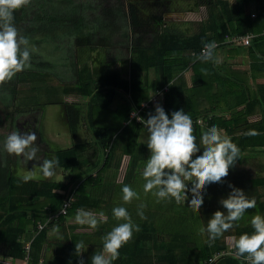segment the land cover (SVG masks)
<instances>
[{
  "label": "trees",
  "instance_id": "obj_1",
  "mask_svg": "<svg viewBox=\"0 0 264 264\" xmlns=\"http://www.w3.org/2000/svg\"><path fill=\"white\" fill-rule=\"evenodd\" d=\"M157 1L159 0L106 2L97 0L88 5V8L93 9V14L101 11L95 14L92 21L82 15L79 18L77 15L71 17L73 20L71 19L70 25L75 30L71 38L75 45L84 48L88 46L90 51L95 48L100 50L104 46L107 57L110 54L108 59L110 58L111 62L104 63L100 71H94L86 60L76 62L74 57L72 60H64L63 56L58 60L62 61V70L69 68L68 70L62 73L57 71L54 66L58 60L49 64L53 72L60 75L58 82H62V86L57 85L59 91L56 86L45 84V81H48V66L44 67L43 64L38 63L35 66L30 63V67L17 72L10 80L0 82V104L9 107L16 96L19 98L16 105L20 104L13 112L8 111L10 115H5L8 121L5 128L8 131L5 135H0V258L4 259L3 261L6 259L12 262L22 261L25 255L24 242L30 241L29 253L32 259L37 261L41 252L44 258L41 264H79L80 260H83L84 264H91V256L103 250V238L113 228L111 225L123 222L122 219L117 220L112 215V208L120 205L129 211L132 220L139 224L140 230L133 232L132 238L121 246L119 257L112 264H155L156 262L200 264V261L208 255L222 249L217 243V238L211 243L207 240L201 248L191 241L179 248L172 241L160 243L154 246L156 254L147 244L151 239L155 240V237L166 228L175 225L177 220H193L199 215L197 214L199 210L192 208L187 201L183 204L186 211L176 209L178 204L174 197L158 201L151 192H144L142 175V179L139 180L142 166L144 167L148 158L146 155L148 148L140 140L144 125L130 118V114L141 102L148 99L149 88L153 86L160 89L156 95L159 97L167 87L161 106L169 115L177 109H184L189 113L193 118V131L198 141L201 131L212 124L218 129H224L227 134L231 133L230 120H223L226 125L220 127L213 115V111L220 108L224 102V99H220L222 94L220 89L217 90V94L211 93L213 80L216 79L213 58H196L206 40L215 39L217 45L218 40L207 34V31L190 37H179L174 32L169 35L160 32V27L165 21L163 19L165 7L170 2L162 0L161 3H157ZM49 3L48 0H32L31 7L24 4L13 10L12 23L20 35L31 39L36 33L42 32L44 28L41 25L42 17L49 16L52 11ZM200 3L208 5L213 3V0H195L193 5L197 6ZM83 9L87 8L82 7L81 11ZM85 26L86 30L83 29ZM54 32L51 30L48 34ZM226 41L242 44L237 41ZM48 48L52 49V46L46 45L43 50L49 51ZM193 51H198L195 58L191 55ZM119 52L122 58L120 60L127 65L126 78L122 75L123 63L121 64L117 59ZM51 54L53 55L54 51ZM189 65L190 85L186 86L183 82L185 81L183 71ZM200 68L203 70L200 71ZM150 73L154 76L152 81L149 78ZM30 81L33 85L29 83ZM163 87L165 88L162 90ZM59 92L75 93L86 98L81 110H78L75 104L64 103L62 106L72 145L67 142V147H41L43 157H55L58 160L55 171L65 175L66 180L56 182L52 178H43L37 182L30 180L24 182L15 173L17 155L9 154L3 148L4 138L11 131L19 130L15 120L23 110H28L26 107L32 105L26 98L29 94L31 97L28 99L34 100V105L39 103V95L45 98L43 102L45 106L61 105L63 100L59 99L61 97ZM204 92H209L212 99H201L204 97ZM34 107H37L36 110L42 108ZM154 108L155 106H152L150 112L139 111V116L146 119L149 113H154ZM2 109L6 111V108ZM81 115L92 133L93 143H89L85 138H81V142L77 140L79 139L77 124ZM101 118L102 120L99 121ZM198 118H203L206 124L197 122ZM39 124H34L33 127L30 124L29 128V131L37 133L35 143L53 144L54 142L46 136L45 126ZM236 140L239 141L237 145L240 155L245 146L242 141L243 136ZM122 156H128L126 170L123 180L115 182L113 178L120 166ZM83 166L87 168L86 173L75 172L78 167ZM124 184L135 189L139 198L124 202L121 199V187ZM211 185H214L215 191H220L224 185H228V180L222 178L221 182L209 183L207 186ZM65 199H70L72 202L66 213H59L49 220V216H54V213L60 211ZM141 203L144 205L142 209L144 219L137 215V208ZM79 208L94 213L103 210L107 220L98 224L91 232H75V224L68 225L67 220ZM217 208L220 209L219 206ZM201 212L206 221L213 213L209 209ZM192 213L196 214L192 215ZM187 215L189 217H186ZM170 220H173V223ZM39 223L43 225L40 229L37 228ZM153 223H157V226H152ZM178 225L172 230L175 233L173 239L176 241V234L179 236L176 230ZM28 226H31L30 231ZM48 231H60V233L47 238ZM81 242L86 248L77 250L75 245ZM48 244H53L52 256H46ZM83 250L85 251L82 252ZM179 254H182V258Z\"/></svg>",
  "mask_w": 264,
  "mask_h": 264
},
{
  "label": "clouds",
  "instance_id": "obj_2",
  "mask_svg": "<svg viewBox=\"0 0 264 264\" xmlns=\"http://www.w3.org/2000/svg\"><path fill=\"white\" fill-rule=\"evenodd\" d=\"M27 3L28 0H0V82L10 80L17 72L31 66L30 55L36 51L35 45L30 44L27 37L20 35L12 23L13 10ZM216 47L215 39L206 40L196 58L212 57L215 62H220L222 58L214 52ZM131 115L145 125L147 130V139L143 142L150 154L141 173L144 192H151L158 201L174 197L177 201L185 203L187 198L188 204L198 211L204 202L206 186L209 183L221 182L222 178L227 176L229 168L234 165L240 151L238 145L215 124L203 129L198 141L193 131V118L184 109H177L169 115L157 104L154 113H149L146 119L135 111L131 112ZM245 134L258 133L255 129H248ZM36 139L34 131L22 132L15 129L8 133L3 141L4 150L20 157L23 164L29 160L39 161L30 170L20 173L24 182L35 179L37 173L50 177L58 165L55 157L42 158L38 155L40 149L35 143ZM228 186L231 191L219 200L223 210H215L208 217L206 226L199 229L201 233H207L209 243L231 229L234 222L244 217L247 209L256 206L255 198H250L242 188L231 183ZM189 190L191 195H188ZM121 192V199L126 203L133 198H139L137 191L128 184L122 185ZM143 207L141 203L137 208V215L141 219L145 218ZM112 215L123 222L116 224L105 234L103 250L91 256V264H112L119 257L121 246L132 238L133 232L140 230L139 224L132 220L123 205L113 207ZM75 220L96 228L98 224L105 223L107 217L103 210L94 213L79 208ZM250 223L253 228L251 233L244 232L238 237L230 238L235 249L234 255L245 256L250 264H264V215H253ZM75 248L85 249L86 246L81 242L76 244ZM29 252L30 247V259ZM215 259L216 257L210 258L209 264ZM23 261L24 258L20 264ZM79 264H84V261L80 260Z\"/></svg>",
  "mask_w": 264,
  "mask_h": 264
},
{
  "label": "crops",
  "instance_id": "obj_3",
  "mask_svg": "<svg viewBox=\"0 0 264 264\" xmlns=\"http://www.w3.org/2000/svg\"><path fill=\"white\" fill-rule=\"evenodd\" d=\"M48 1L50 2L49 4H53L51 8L52 11L49 16L42 17L43 21L41 25L46 27L49 21L53 19L51 21L52 23H56H53L55 27L61 28L64 18L56 15L59 11L56 10L55 1ZM103 1L106 2L108 0ZM160 1L162 0L157 1V3H161ZM194 1L195 0H168L170 3H167L165 7L166 12L163 15L165 21L160 27V32L167 33V35L174 32L179 37H190L199 32L207 31V34L218 40L217 42L219 44L216 49H214V52L222 59L220 62H215L213 59L216 79L213 80L211 93L217 94V90L220 89L222 93L220 99H224V102L220 108L218 107L213 111V115L216 119V123L220 127L226 125L222 122L223 120H230L231 133L227 134L224 132V129H219L223 134L229 135L236 144L239 143L236 139L243 136L242 141L245 143L242 153L238 155L234 165L229 168L227 176L223 177V179L228 180V185L231 183L235 187L242 188L250 198H255L256 200L255 208L247 209L241 220L234 222L231 229L224 232L220 239L217 238V243L222 246V249L220 248L221 250L227 249L228 251H235L233 242L230 238L234 236L238 237L244 232L251 233L253 231L250 223L251 217L257 213L264 215V0H213V3L208 5L200 3L197 6L193 5ZM86 14L87 13H81V11L78 14L74 12V16L77 15L78 18L80 15L85 18ZM50 25L52 26V24ZM54 31V33L58 34L56 30ZM225 35L226 37L224 38ZM239 35H249V44L243 45L226 41L230 40V37ZM77 47L78 45H76V48ZM191 55L195 58L193 52H191ZM189 68L190 65L183 71V75L185 72V81L183 82L186 86L190 85L191 72L188 71ZM199 70L202 71L203 69L200 68ZM151 77L154 78L153 73L149 74V78ZM150 81H152V79H150ZM164 88L165 87H163L162 90ZM166 89L167 87L162 91L158 100L154 102L155 106L157 104H162ZM155 90L159 92L160 89L156 88L154 91ZM203 94L204 97L201 99H212L209 92H204ZM202 117L205 118L206 116ZM101 120L102 118L99 121ZM248 129H255L258 134L246 135L245 132ZM37 145L41 152V147L45 146V148H49L50 146L52 147L53 144L49 145L45 143ZM36 163H39V161H27L25 165H23L25 168L24 171L27 169L30 170ZM80 169L83 173L87 171V168L84 166ZM15 173L20 177L19 172ZM46 178L47 177H45V179ZM42 179L43 178H35L30 181L37 182ZM49 179H51V177H49ZM228 185H224L223 189H220V191H215L214 185L209 187L206 186L204 202L200 209H209V211L214 212L219 209L217 208L219 206L220 209L223 210L222 205L219 204V200L222 197H226L231 191ZM188 195H191L190 190L188 191ZM186 201L187 198L185 202ZM177 204L178 207H176V209L178 208L182 211H186L183 205L185 204L184 202L177 201ZM75 214L76 212L68 218V225L75 224L74 231L82 232L84 231V227L82 223L75 220ZM186 217L189 216L187 215ZM190 221L194 224L193 220ZM113 225L114 224L111 226ZM154 225L157 226V223L152 224V226ZM173 227H175V225H173ZM27 228H29V231L31 230V226ZM92 229L93 228L90 227L89 232H91ZM172 230L173 228L171 227L169 229L166 228L164 232L155 237V240L151 239L147 243L150 245L153 253L156 254L154 246L156 247L160 243L172 241L176 243L179 248V246L182 247L190 242L177 234V241L174 240L173 237L175 233ZM205 234L206 237H208L206 232ZM48 237L50 236H48L47 232V238ZM202 238L204 245L206 238ZM52 247V244H48L47 251H50ZM41 255L40 252V256L36 262L44 261ZM47 255L52 256V254H48V252L46 256ZM211 255L212 254L208 256ZM179 257L182 258V254H179ZM8 261L11 262L9 259ZM21 262L22 261H15L13 263L20 264ZM230 262L234 264H250L249 261L232 255H225L218 258L213 264H232ZM155 264L159 263L156 262ZM161 264H163V262Z\"/></svg>",
  "mask_w": 264,
  "mask_h": 264
},
{
  "label": "rangeland",
  "instance_id": "obj_4",
  "mask_svg": "<svg viewBox=\"0 0 264 264\" xmlns=\"http://www.w3.org/2000/svg\"><path fill=\"white\" fill-rule=\"evenodd\" d=\"M54 1H55L56 10L59 11L58 13H56V15L64 17L63 23L61 24V28L55 27L54 24H56V23L53 22L54 23L53 24L52 21L51 22L49 21V24L43 28L42 32L36 33L35 36L31 39L28 37L27 38L29 39V41L32 45H35V48H36V51L31 53L32 56L30 55L31 56L30 57V63L33 64L34 66L36 63L43 64L44 67L48 66V71H49V73L47 74L48 81H45V84L56 86V88H58L57 85L62 86V82H60V83L58 82V78L60 75H57V73L53 72L54 70L49 65V64L57 61L58 58H62L64 56V60H68V59L72 60L74 57V61H76V62L77 61H80V62L83 61L84 62L86 60L91 65V67L93 68L94 71H98V70L100 71L102 69L103 64L104 63H110L111 59L110 58L108 59L110 54L107 57L106 49L104 46H103V48H100V50H99V48H95L94 50H91V51L89 50L88 46H87V48H84L81 46H78L76 48V45L73 43L72 38H71L72 34L75 32L73 27L70 25L71 21L73 20L71 17H74V12H75V14H76V12L78 14L81 11L82 7L87 8V9H83L81 11V13H87L85 15V19L92 21L91 19L94 18L95 14L97 15L101 11L93 14V12H92L93 9L88 8V5L90 4V2L93 3V2H96L97 0H92V1H90V0H54ZM31 4H32V0H28L27 5L30 6ZM50 5L52 8L53 4L51 3V4H49V6ZM89 12H91V13H89ZM35 15H37V14H35ZM98 17H100V16H98ZM50 24H52V26ZM59 25H60V21H59ZM39 28H40V24H39ZM83 29L86 30L87 27L85 26ZM51 30H56L58 32V34H56V33L48 34ZM91 32L94 36L97 37V35L92 30H91ZM46 45L52 46V49L54 51L53 55L51 54V52H53L52 49L48 48L49 51L43 50ZM74 49H75V51H74ZM107 52H110V51H107ZM118 55L119 56L117 59L118 60L122 59L120 52ZM61 62L62 61L58 60L56 66H54L55 69L57 71H59L60 73H62V71L69 69V68H66V69L62 70ZM119 62L121 64L123 63L122 75H123V77L126 78L128 75V72L126 70L127 65H125L126 62H123V60H120ZM150 79L153 80V77H151ZM29 83L31 85H33L32 81H30ZM154 89H156V88L153 86L149 88V91H148L149 96H148V99L145 100L146 102L151 101L157 95V90L154 91ZM59 90H60V88H58L57 91H59ZM59 94L61 95V97L59 99L63 100V103L61 105L49 104L46 106L43 105L44 104L43 102L45 100V98L43 96L39 95V97H40L38 100L39 103L34 105L35 104L34 100L28 99V97H31V95L29 94L26 98H27V101L30 102V104H32V105L30 107H26L28 110L27 111L23 110L21 112V114L18 115V117H16V120H15L16 126L22 132L23 131H29L30 126L32 125V127H33L34 124L37 125L38 123H40L41 125H44L47 138L54 142L52 146H55L56 148L67 147L68 146L67 142H69V144L72 145V140L70 138V132H68V128H67V125H66V123L64 121V117H63V115L65 114L63 107H62V106H64L63 104L64 103H69V105L75 104V106H77L78 110L79 109L81 110V108H83L82 103L85 102V100H86V98L80 97L78 94H75V93L65 94V93L59 92ZM18 101H19V98L16 96L15 99H13V102L11 103V105L9 107H5V105L0 104V135H5V133L8 131L5 128V124L8 122L7 119L5 118V115L6 114L10 115V113L8 111L13 112V110H15L16 108H19L20 104L18 103L16 105V103ZM34 106H38V108L39 107H42V108L40 110H36L35 108H37V107H34ZM2 108H6V111ZM32 109H35V110L31 111ZM98 115L99 114H97V116ZM62 121H64V123ZM26 124H29V126H27ZM77 130H78V137H79V139H77V140H79V142H81L82 139L85 138V139H87V141H89V143L90 142L93 143L94 140H93L92 133L89 132L87 125H86V122L84 121L82 115H81L80 120L77 124ZM44 137H45V135H44ZM146 139H147V130H146V126H143L141 129L140 140L146 141ZM89 148H91V147H89ZM149 154H150V152L148 149L146 152V155L149 156ZM39 155L42 158H44L40 151H39ZM127 161H128V156H122L120 166L117 170V173H115V176L113 178V180L115 182H120L123 180V174H124V171L126 170ZM23 165H25V164H23L21 162V158L19 157V159H17V161H16L15 172L22 173L25 170ZM142 168H143V166H142ZM75 172L80 174L81 169L78 167L75 170ZM139 176H138L139 180L142 179L141 174H139ZM50 177L52 178V180H55L58 182L66 180L65 175H62V173L59 171H54V174ZM138 177H136V178H138ZM39 178H45V177H43L42 175L37 173L36 179H39ZM47 178H49V177H47ZM165 207H167V205ZM201 211H202V209H199V211L197 212V214H199V215L194 218L196 220V221H194V224H192L190 220H184L183 221L181 219H180V221L177 220V223L175 224V225L181 224V225L176 226V230H178L177 233L180 235V237H183V239H185V240L191 241L192 243L196 244L200 248L203 246V241H202L203 238L202 237H205L206 241L208 240V237H206V234L201 233L199 231V229L202 226H206V224H207V221L205 220V217ZM209 213H211V212H209ZM194 214H196V213H192V215H194ZM173 218L177 219L175 217H173ZM170 221L173 223V220H170ZM117 223H119V222H117ZM170 225L171 224H169V226ZM82 226L84 227L83 228L84 231H86V232L90 231V226H88L87 224H82ZM114 226L115 225H113V227ZM171 228H173V224L171 225ZM58 233H60V231L59 232L48 231V236H54ZM222 236H223V234L220 237H218V239H220ZM53 249L54 248L52 247V249L50 251L49 250L48 251L44 250V251L46 254H47V252H48V254H53ZM84 251L85 250H83L82 252H84ZM225 251H227V249H225ZM38 257H39V255H38ZM0 259H1L0 261L4 260V259L2 260V258H0ZM6 261H8V260L6 259ZM30 262H31V264H41V261L36 262V260H33L31 255H30Z\"/></svg>",
  "mask_w": 264,
  "mask_h": 264
},
{
  "label": "built area",
  "instance_id": "obj_5",
  "mask_svg": "<svg viewBox=\"0 0 264 264\" xmlns=\"http://www.w3.org/2000/svg\"><path fill=\"white\" fill-rule=\"evenodd\" d=\"M249 35H239V36H234V37H232L231 39H230V41H237V42H240V43H242V44H248V42H249ZM204 47V46H203ZM202 47V48H203ZM201 48V49H202ZM201 49L199 50V52L198 53H200L201 52ZM193 54H197V52H193ZM157 101V96H155L151 101H149V102H146V101H143V102H141L140 103V105H139V107L137 108V109H135L134 111L137 113V115H139V111H141V110H145V112L147 111V112H150V111H152V106H155V103L154 102H156ZM133 112V111H132ZM130 118H134L136 121H139V120H137L134 116H132L131 114H130ZM197 122H199V123H204V124H206V121L203 119V118H198L197 119ZM145 126V125H144ZM69 198H71L72 199V197H69ZM71 200L69 199H65L64 200V202L62 203V207H61V209H60V211L58 212V213H54V216L53 215H51V216H49L48 217V219L50 220L52 217H55L57 214H59V213H62V214H65L66 213V210H67V208L71 205ZM44 224H45V222H43ZM42 224L41 223H39L38 225H37V228L38 229H40ZM29 244H30V241H27V242H24V249H25V257H24V261H23V263L22 264H30L29 263V258H28V250H29ZM234 253H235V251H225V250H221V251H217V252H214L211 256H208L207 258H205V259H203L202 261H201V263L200 264H209V261H210V258H212V257H216V259H218V258H221V257H223V256H225V255H232V256H234L235 257V255H234ZM238 258H241V259H244L245 261H249L248 259H246L245 258V256L244 257H238ZM215 259V260H216ZM215 260H213L212 261V264H213V262L215 261Z\"/></svg>",
  "mask_w": 264,
  "mask_h": 264
},
{
  "label": "water",
  "instance_id": "obj_6",
  "mask_svg": "<svg viewBox=\"0 0 264 264\" xmlns=\"http://www.w3.org/2000/svg\"><path fill=\"white\" fill-rule=\"evenodd\" d=\"M0 264H13V263H9L7 261H0Z\"/></svg>",
  "mask_w": 264,
  "mask_h": 264
}]
</instances>
